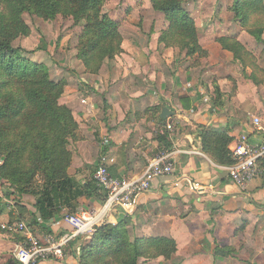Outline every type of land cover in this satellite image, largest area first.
<instances>
[{
	"label": "crops",
	"instance_id": "obj_1",
	"mask_svg": "<svg viewBox=\"0 0 264 264\" xmlns=\"http://www.w3.org/2000/svg\"><path fill=\"white\" fill-rule=\"evenodd\" d=\"M191 11L199 44L206 51L200 64L196 58L187 62L184 53L158 42L161 29L166 27L164 19L149 22L142 14L137 21L122 19L119 31L123 52L119 60L134 62L128 67L115 62V84L108 89L102 106L93 84L89 90L82 86L71 89L69 85L66 102L62 103L71 108L75 120L85 127L80 126L84 137L94 138L98 133L105 137L106 144L94 142L88 148L85 146L86 150H79L75 161L78 163L69 166L68 173L81 180L88 178L98 163L100 155L95 153V145L99 154L105 151L114 155L111 175L140 176L147 160L165 150L157 134L165 131V124L173 123V129L166 132L174 160L173 173L154 178L150 188L139 196L134 212L129 214L120 207H112L103 220L116 224L128 218L131 231L138 236L173 238L177 250L182 244L195 245L206 251L191 260L211 264L215 243L239 250L242 229L245 235L253 229L262 233L258 227H264V174L244 188L236 186L221 167L226 164L215 163L201 149L199 137L203 129L225 133L230 138L229 150L241 134L246 133L251 141L257 139L252 133L251 118L264 119V42L256 41L233 19L232 13L231 18L212 19ZM151 13L156 19L160 17L152 10ZM111 17L117 18L115 14ZM145 23H149L148 29ZM221 36L235 37L254 57L257 68L254 70L250 61L242 65L235 60L217 42ZM261 38L264 40V32ZM163 108L171 112L165 119L160 116ZM105 198L102 194L81 197L77 211L97 210ZM25 201L30 214L34 211L33 199ZM12 215L11 211L1 215L2 222H9ZM44 225L47 232L70 230L62 217L50 219ZM11 243L8 242V248ZM39 264H75L73 247L69 246L63 259Z\"/></svg>",
	"mask_w": 264,
	"mask_h": 264
},
{
	"label": "trees",
	"instance_id": "obj_2",
	"mask_svg": "<svg viewBox=\"0 0 264 264\" xmlns=\"http://www.w3.org/2000/svg\"><path fill=\"white\" fill-rule=\"evenodd\" d=\"M105 1L0 0V181L8 184L6 195L17 203L22 204L24 196L33 199L30 224L44 227L50 219L63 216L62 208L77 211L81 197L101 194L106 197V192L93 178L98 163L85 180L68 173L72 157L68 144L69 139L77 137L78 123L71 108L59 102L65 83L51 79L44 64L27 59L24 50L13 42L30 34V27L23 19L25 12L44 20L57 15L70 17L75 25L82 22L75 56L85 72L97 73L104 61L122 52L119 21L103 11ZM148 1L151 9L161 13L166 22L159 43L178 47L185 57L206 55L199 44L194 18L184 7L187 0ZM228 9L256 41L264 42L261 38L264 0H233ZM217 42L240 64L250 61L254 70L257 68L254 57L235 37L221 36ZM253 74L249 77L256 82ZM215 93H219L217 87ZM166 132L157 134V139L164 151H169ZM199 137L201 149L215 163H232L230 138L225 133L203 129ZM115 161L108 166L109 173ZM21 208L27 212L24 206ZM129 224L128 218L116 224L104 221L92 234L75 237L70 244L75 264H138L141 258L169 260L176 253L173 238L138 235L131 238ZM232 250L215 243L212 255L220 260ZM4 264L20 262L10 256Z\"/></svg>",
	"mask_w": 264,
	"mask_h": 264
},
{
	"label": "rangeland",
	"instance_id": "obj_3",
	"mask_svg": "<svg viewBox=\"0 0 264 264\" xmlns=\"http://www.w3.org/2000/svg\"><path fill=\"white\" fill-rule=\"evenodd\" d=\"M232 1L233 0H187V3L184 4V7L189 10L191 14V10L193 9L194 12L199 14V17L201 18L226 19L231 18V12L229 13V11L227 10V6L228 4H231ZM151 10L152 9L148 0H106L103 4V11L108 13L109 15L115 14L118 21L122 19L137 21L138 18L141 17L140 14H142L143 16H147V20L149 22L151 21V19L154 22L163 20V16L161 13L152 10L160 16L158 17V19H156V15L154 16V14L151 13ZM23 19L30 27V34L27 37L17 38L13 42V45L15 47L18 46L22 48L24 50L23 55L27 59L44 64L48 69L49 77L51 79L55 81L61 80L65 83L64 91L59 98L60 103L64 102V96L69 94L67 88L69 85L71 89H74L76 87L79 88V86H82L85 87V89L87 88V90H89L90 86L93 84L95 88H97L96 94L98 100L100 101L99 103L102 106L105 98L108 95V89H110V87L115 84V81L113 82V79L115 77L113 74L116 67L115 62H119V65L122 67H128V64H130V62H134L128 59H124L122 61L119 60V53L112 60L104 61L101 67L97 70V73H87L84 71L81 61L75 56L78 36L82 30V22L75 25L73 24L72 18H65L61 15H57L54 19L51 20H44L37 17L36 15H32L27 12L23 13ZM155 24L153 23V26ZM144 25V27L148 29L149 23H145ZM164 29L165 27L161 29V31ZM169 48H174L179 51L178 47L176 46H171ZM179 53L182 54L183 52L179 51ZM203 57V55L196 54L193 59L196 58L197 63L200 64V60ZM184 58L189 63L192 59L191 57ZM144 65L145 63L142 65V67ZM96 78L98 79L96 80ZM80 126V123H78V130L76 133L77 137H75L74 139H69L68 148L71 151L72 155L70 166H74L78 163L75 162L79 158V156H77V153L79 150H86L85 146L88 148L89 144H93L94 142L96 144L100 143L101 146L106 144L104 141L105 137L101 138L99 133L96 135H94L93 133L94 138H91L90 136H88V138L84 137L81 134V131H83L82 129L85 127L81 126V129ZM89 134H91V132H89ZM94 148H96L94 150L96 154H102H99V150L97 149L98 147L96 145L94 146ZM96 154L93 153L92 155L94 156ZM7 187V183H2V181H0V224L2 225L8 223L10 225H13L17 222H23L34 235H43L47 233V230L44 227L38 226L37 224H30V215L28 214V210L24 203H26L25 200L27 198L31 199V197L24 196V200L21 199L22 204H19L16 201L12 200V196L6 195V190H8ZM21 205L24 206L27 212H25V210H22ZM10 211L14 212V215H12L10 222H2L1 219L3 214ZM22 211H24L23 215L20 214ZM1 225L0 264H4L8 257H13L15 249V246H13V244L16 245L22 240V234H16L12 231L3 230L1 228ZM128 228L131 238L137 235L131 231L130 224ZM258 228L259 230H262V233H259L258 230L254 231L253 229L252 232L250 231L249 234L244 235L242 229L240 236L241 248H239V250H232L229 256H226L220 260L214 259L213 261H211V264H264V227L259 226ZM142 236L148 237L152 235L149 234ZM9 241L12 242L10 244L12 245V247L10 248H8ZM203 243H205V240L203 241ZM205 251L202 248H196L195 245L182 244L181 248L178 249L169 260H162L161 258L145 260L141 258L138 264H201L200 262L191 259L194 257H198V255L203 254ZM68 255H70V251H67L66 256Z\"/></svg>",
	"mask_w": 264,
	"mask_h": 264
},
{
	"label": "built area",
	"instance_id": "obj_4",
	"mask_svg": "<svg viewBox=\"0 0 264 264\" xmlns=\"http://www.w3.org/2000/svg\"><path fill=\"white\" fill-rule=\"evenodd\" d=\"M251 128L257 139L251 141L246 133L241 134L230 148L232 163L221 166L229 179L240 188L264 174V119L252 116ZM164 129L171 131L173 123L165 124ZM114 161V155L108 152L101 154L93 174L97 185L106 192L105 201L99 209L68 212L62 208V218L70 226V230L34 235L23 222L1 225L3 230L22 234V240L15 245L13 253L20 264H39L42 261L63 259L74 238L92 234L95 227L104 222V216L112 207H120L131 214L137 206L139 196L150 188L151 181L174 171V160L169 151H162L148 159L143 173L138 177L112 176L108 166Z\"/></svg>",
	"mask_w": 264,
	"mask_h": 264
},
{
	"label": "water",
	"instance_id": "obj_5",
	"mask_svg": "<svg viewBox=\"0 0 264 264\" xmlns=\"http://www.w3.org/2000/svg\"><path fill=\"white\" fill-rule=\"evenodd\" d=\"M171 112L167 108H163L161 111V118L165 119Z\"/></svg>",
	"mask_w": 264,
	"mask_h": 264
}]
</instances>
